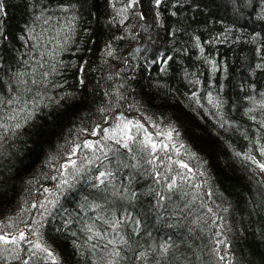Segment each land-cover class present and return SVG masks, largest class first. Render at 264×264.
Returning <instances> with one entry per match:
<instances>
[{
  "label": "snow or ice",
  "instance_id": "snow-or-ice-1",
  "mask_svg": "<svg viewBox=\"0 0 264 264\" xmlns=\"http://www.w3.org/2000/svg\"><path fill=\"white\" fill-rule=\"evenodd\" d=\"M22 2L27 19L13 32L6 19V0H0V165L38 116L52 114L78 96L79 103L74 107L87 111L79 114L44 153L39 171L48 183H41L34 174L26 181L30 188L15 215L0 219V264H241L228 237L232 228L221 214L228 208L215 199L217 192L210 183L204 149L193 146L190 141L195 137L190 131L181 130L182 114L167 117L163 111L150 110L155 97L146 104L131 97L126 81L130 79L129 59L134 53L120 56L113 45L114 40L122 41L125 36L113 35L101 43L93 38L98 33L92 31L91 18L94 16L95 23L103 27V13L97 11L100 0H91V4L89 0ZM230 2L237 16L264 24V0ZM144 3L104 0L115 12L105 17L108 25L117 22V17L119 23H126L129 11H133L139 20L146 21L145 28L148 23L164 26L166 20L178 15L171 9L183 8L185 0H147L151 17L136 11ZM85 5L89 7V20H83ZM165 30L169 37L180 31L170 24ZM250 35L259 44L248 65L254 75L257 70L264 72V30L253 29ZM193 39L194 47L203 54L200 37ZM93 52L97 55L89 60L87 54ZM203 58L214 71H226L214 60ZM96 60L105 65L109 60H120L124 68L109 72L106 79L113 83L90 107L80 93L87 92ZM170 62L174 63L172 55L160 53L151 64H158V71L163 73ZM190 82L200 83L198 78ZM222 87L206 80L203 94L192 91L189 102L214 118L221 138L229 134L230 141L232 134L238 133L247 141L240 150L234 149V155L251 173L254 203L264 207V91L257 92L253 87L238 97L240 104L233 103L226 111L228 101L219 94ZM233 110L243 113L254 129L231 118ZM138 179L147 182L156 223L168 228L187 225L184 250L173 240L174 234L157 242L140 216L133 217L127 208L117 215L109 208L113 203L110 196L135 200L139 193L131 185ZM77 186H81L79 198L69 212L61 200L77 193ZM89 189L96 195H83ZM57 220L60 223L50 231L69 238L72 250L66 257L61 255L60 244L46 237L44 231ZM259 239L264 241V230Z\"/></svg>",
  "mask_w": 264,
  "mask_h": 264
},
{
  "label": "trees",
  "instance_id": "trees-1",
  "mask_svg": "<svg viewBox=\"0 0 264 264\" xmlns=\"http://www.w3.org/2000/svg\"><path fill=\"white\" fill-rule=\"evenodd\" d=\"M117 7L121 5L117 4ZM6 8L8 25L15 32L27 19V12L22 0H6ZM149 9L150 6L145 0L143 8L136 11L142 10L151 17ZM171 10L178 11V15L170 17L169 14L170 18L166 20L164 26L159 24L152 26L148 23L145 28L143 26L146 21L139 20L133 11H129L126 23H119L120 18L117 17V22L109 26L105 17L114 15L115 12L104 4V0H100L97 11L103 13L100 17L103 27L95 23L94 16L91 18L92 31L98 33L93 38L101 43L113 35L125 36L122 41L114 40L113 45L120 56L134 53L129 59L130 79L126 81L130 86L131 97L145 104L149 98L155 97L149 106L152 112L163 111L167 117L182 114L181 130L190 131L195 137L190 141L193 146L204 149V158L208 161L206 167L211 176L210 183L217 192L215 199L222 207L228 208L227 213L221 214L225 215L232 228L228 233L232 251L240 259L241 264H249V262L264 264V241L259 239V233L264 230V207L254 203L252 192L255 185L249 179L251 173L234 155V149L240 150L247 141L238 133L232 134L230 141L227 140L229 134L221 138V130L214 118L206 114L202 108L190 103L188 99L192 91L199 90L203 94L206 80L213 86H223L219 94L228 101L226 111L233 103L240 104L242 101L238 100V97H243L253 87L257 92L264 91V72L257 70L253 75L248 69V65L253 62L254 49L259 46L257 42L252 41L250 34L253 29L257 32L264 30V24L249 20L246 16H237L233 12L230 0H185L183 8ZM88 11L89 7L85 5L82 9L83 20H89ZM169 24L172 28L180 29L174 37H169L165 30ZM228 28L231 31L226 32L225 29ZM125 29H128L127 33ZM194 36L200 37L204 47L203 54L194 47ZM237 37L239 39H236ZM160 53L172 55L174 58V63L170 62L171 66L167 72H159V65L151 64L152 59ZM95 55H97L95 52L89 53L87 58L92 60ZM205 56L214 60L226 71H214L204 60ZM93 68L95 71L90 73L91 82L87 84L86 94L83 91L80 93L90 107H94V100L99 101L102 98V92L107 85L113 83L106 79L109 72L120 71L124 68V64L120 60H109V64L105 65L100 60H96ZM121 75L123 76V73ZM197 78L199 84L190 82ZM69 83L74 84V81L70 80ZM93 89L99 91L94 92ZM79 99L78 96L75 101L69 102L59 110H54L52 114L44 113L38 116L33 122L34 126L26 129L23 137L15 142L16 146L11 148L12 154L4 156L0 165V219L15 215L30 188L26 181L33 178L34 174L39 177L41 183H48L40 175L41 161L44 153L52 149L71 122L75 121L79 114L87 111L84 108L74 107L75 103H79ZM229 115L239 125L246 128L252 126L254 129L255 126L243 113L233 110ZM214 141L216 143H213ZM44 171L46 172L47 169ZM146 183L142 179L132 183L131 188L139 195L131 202L110 196L109 199L113 203L109 208L115 210L117 215L127 208L133 217L140 216L146 229L152 232L157 242L169 234H174L173 240L181 250H184L187 242L185 241L187 225L181 223L168 228L155 222L153 197L147 192ZM80 187L77 186V193H69L61 200V204L67 207L69 212H72L77 204ZM89 194L96 195L91 189L83 193V195ZM59 223V220L52 222L44 231L46 237L50 236L60 244L63 249L61 255L66 257L72 250L68 242L69 238L50 231ZM136 239L139 238L133 237V240ZM69 264L74 262L69 261Z\"/></svg>",
  "mask_w": 264,
  "mask_h": 264
},
{
  "label": "rangeland",
  "instance_id": "rangeland-1",
  "mask_svg": "<svg viewBox=\"0 0 264 264\" xmlns=\"http://www.w3.org/2000/svg\"><path fill=\"white\" fill-rule=\"evenodd\" d=\"M261 179L264 180V176H261Z\"/></svg>",
  "mask_w": 264,
  "mask_h": 264
}]
</instances>
